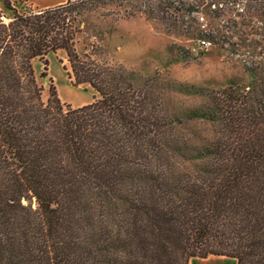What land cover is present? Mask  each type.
I'll return each instance as SVG.
<instances>
[{
  "label": "trees",
  "instance_id": "16d2710c",
  "mask_svg": "<svg viewBox=\"0 0 264 264\" xmlns=\"http://www.w3.org/2000/svg\"><path fill=\"white\" fill-rule=\"evenodd\" d=\"M162 4L0 0V264H264V88L136 86L75 49L106 6L165 20ZM58 52L92 103H61L52 80L43 100L34 63L44 78Z\"/></svg>",
  "mask_w": 264,
  "mask_h": 264
},
{
  "label": "rangeland",
  "instance_id": "374dc122",
  "mask_svg": "<svg viewBox=\"0 0 264 264\" xmlns=\"http://www.w3.org/2000/svg\"><path fill=\"white\" fill-rule=\"evenodd\" d=\"M15 7L43 9L65 0H13ZM169 8L167 19L106 6L88 21L85 33L75 39L79 55L93 53L98 62L122 65L134 74V84L161 77L205 90L233 85L250 89L253 83L264 88V0H162ZM22 3V5H20ZM237 4L244 12L237 11ZM175 10V11H174ZM201 18L203 20H201ZM190 26L191 33H187ZM200 40L211 46L202 48ZM44 66L34 63L35 74L48 97L50 80L61 103L71 108L88 105L97 98L88 86H74L63 65V52L49 54ZM62 61L63 64L60 63ZM186 101L187 106L192 102ZM189 264H236L227 257L192 259Z\"/></svg>",
  "mask_w": 264,
  "mask_h": 264
},
{
  "label": "built area",
  "instance_id": "2783aa9c",
  "mask_svg": "<svg viewBox=\"0 0 264 264\" xmlns=\"http://www.w3.org/2000/svg\"><path fill=\"white\" fill-rule=\"evenodd\" d=\"M237 11L239 12V13H243L244 12V7H243V5H241V4H237ZM201 20H203L202 18H201ZM199 44H200V46L203 48H207V47H209V46H211V43L209 42V41H207V40H200L199 41Z\"/></svg>",
  "mask_w": 264,
  "mask_h": 264
},
{
  "label": "crops",
  "instance_id": "0c3cea01",
  "mask_svg": "<svg viewBox=\"0 0 264 264\" xmlns=\"http://www.w3.org/2000/svg\"><path fill=\"white\" fill-rule=\"evenodd\" d=\"M65 1H66V0H65ZM65 1H62V2H60V3H57V4H55V5H52V6L59 5V4H61V3H64Z\"/></svg>",
  "mask_w": 264,
  "mask_h": 264
},
{
  "label": "bare ground",
  "instance_id": "6f19581e",
  "mask_svg": "<svg viewBox=\"0 0 264 264\" xmlns=\"http://www.w3.org/2000/svg\"><path fill=\"white\" fill-rule=\"evenodd\" d=\"M235 261V260H234Z\"/></svg>",
  "mask_w": 264,
  "mask_h": 264
}]
</instances>
